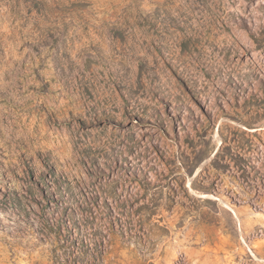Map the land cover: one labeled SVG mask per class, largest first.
Wrapping results in <instances>:
<instances>
[{"label": "rangeland", "instance_id": "obj_1", "mask_svg": "<svg viewBox=\"0 0 264 264\" xmlns=\"http://www.w3.org/2000/svg\"><path fill=\"white\" fill-rule=\"evenodd\" d=\"M0 264H264V0H0Z\"/></svg>", "mask_w": 264, "mask_h": 264}, {"label": "bare ground", "instance_id": "obj_2", "mask_svg": "<svg viewBox=\"0 0 264 264\" xmlns=\"http://www.w3.org/2000/svg\"><path fill=\"white\" fill-rule=\"evenodd\" d=\"M189 16H190V15H189ZM231 39H232L231 41L235 42V41H234V38H231ZM235 44H236V43H235ZM195 174H196V173H195ZM194 176H195V175H194ZM192 180H193V179H192ZM187 184L189 185V183H187ZM189 187H190V186H189ZM191 190H192V189H191ZM194 196H195V195H194ZM209 197H210V196H209ZM211 197H212V196H211ZM200 198H203V199H209L207 195H202V194H201ZM216 198H217V197H216ZM228 208H230V207H228Z\"/></svg>", "mask_w": 264, "mask_h": 264}]
</instances>
